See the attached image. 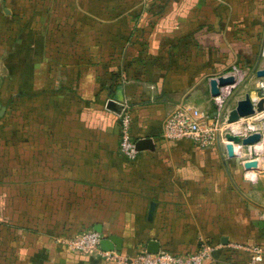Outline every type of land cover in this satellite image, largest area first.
<instances>
[{
	"label": "crops",
	"instance_id": "1",
	"mask_svg": "<svg viewBox=\"0 0 264 264\" xmlns=\"http://www.w3.org/2000/svg\"><path fill=\"white\" fill-rule=\"evenodd\" d=\"M255 67L264 69V0H0V264H131L150 241L175 254L205 242L264 246V135L232 144L233 157L226 140L163 138L181 107L211 105L203 123L215 127L208 81L234 68L244 85L226 114L245 94L262 97ZM116 96L135 141L153 146L133 162L118 151L107 108ZM253 127L223 125L241 137ZM82 232L117 238L118 259L66 250ZM221 253L212 264H249Z\"/></svg>",
	"mask_w": 264,
	"mask_h": 264
},
{
	"label": "built area",
	"instance_id": "2",
	"mask_svg": "<svg viewBox=\"0 0 264 264\" xmlns=\"http://www.w3.org/2000/svg\"><path fill=\"white\" fill-rule=\"evenodd\" d=\"M223 77H233L235 83L218 88L219 77L212 78L208 81L209 95L211 82L215 84L216 91L218 92L216 97H211L210 95L214 103L217 118L234 91L242 83V76L235 68L231 73ZM262 94L264 96V88H262ZM121 106L122 109L117 115L120 131L118 151L128 162H133L137 159L139 152L136 150V141L132 133V120L128 108L124 103ZM207 118V113L203 111H198L191 107L178 108L165 119L163 138L172 142L189 141L200 147H206L215 140V130L218 126L217 121L215 127H206L203 122ZM222 121H225V116H223ZM260 129L255 127L250 128V133L260 132ZM246 172L249 173L246 175L249 181L255 180L256 174L253 173V170ZM252 173L253 177L250 176ZM100 242L101 237L98 233L82 232L68 239H64L62 243L66 250L77 255L93 256L100 254L106 260L118 259L116 256H113V253H101ZM216 252H222L232 256L243 254L247 256L249 264H264V246H249L244 243L232 242H226L225 244L201 243L197 251L186 254H175L167 250H159L156 254L142 252L131 261V264H212L214 262L213 255Z\"/></svg>",
	"mask_w": 264,
	"mask_h": 264
},
{
	"label": "water",
	"instance_id": "3",
	"mask_svg": "<svg viewBox=\"0 0 264 264\" xmlns=\"http://www.w3.org/2000/svg\"><path fill=\"white\" fill-rule=\"evenodd\" d=\"M260 61H261V58L259 62ZM256 69L257 67H255L253 70V72L255 73V76L259 79H264V69L262 70H256ZM234 83H235V79L233 77H229V78L219 77L218 78V88L232 85ZM243 85L237 87V89L234 91L231 98L225 104L223 111L218 115V118H219L218 125L221 124L223 116H225L226 125H232V124L238 123L242 119L254 118L255 122L261 123V129H260L261 131L249 134L246 137H241L238 135H231L230 133H227L225 135V139L228 144L226 145L225 148H226V152L228 156L230 157H233V151H232L233 145H240L241 147H246V148L252 147L260 143L264 135V96L257 97L256 99H251L249 94H245L243 99L236 102L235 108L226 114V108H227L229 101L233 99V97L238 93V91L243 87ZM262 88H264V82L262 83ZM210 95L211 97H216L218 95V92L216 91V88H215V84L213 82H211L210 84ZM120 102H122V99L116 96L114 97L113 100L108 102L107 108L110 111L118 115L122 109ZM136 150L138 152L145 151V150L152 151L153 146H152L151 140L142 139V140L137 141ZM243 168L245 171L258 170L257 162L248 161L243 164ZM152 212H153V206H151L150 208V212H149L150 216L152 215ZM120 248H121V243L115 237H108L107 239H104L100 242V250L102 252L119 251ZM158 251H159V245L156 242L150 241L147 244L146 253L156 254Z\"/></svg>",
	"mask_w": 264,
	"mask_h": 264
},
{
	"label": "rangeland",
	"instance_id": "4",
	"mask_svg": "<svg viewBox=\"0 0 264 264\" xmlns=\"http://www.w3.org/2000/svg\"><path fill=\"white\" fill-rule=\"evenodd\" d=\"M214 110V108L211 106V105H208V109L207 110H205V112H207V114H209V113H211V111H213ZM224 123H225V121H221V124L220 125H218V127L216 128V130H215V138L214 139H217L218 140V142H221V147H222V143L224 144L225 142H224V140H226L225 139V134H227V133H225V131H224V129H223V125H224ZM226 145H227V141H226ZM251 161H255V160H251ZM250 177V176H249Z\"/></svg>",
	"mask_w": 264,
	"mask_h": 264
},
{
	"label": "bare ground",
	"instance_id": "5",
	"mask_svg": "<svg viewBox=\"0 0 264 264\" xmlns=\"http://www.w3.org/2000/svg\"><path fill=\"white\" fill-rule=\"evenodd\" d=\"M257 169H258V162H257ZM253 171L255 172L256 170H253ZM250 176L253 177V173L250 174Z\"/></svg>",
	"mask_w": 264,
	"mask_h": 264
}]
</instances>
